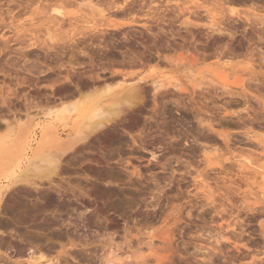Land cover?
I'll use <instances>...</instances> for the list:
<instances>
[{"label": "rangeland", "instance_id": "rangeland-1", "mask_svg": "<svg viewBox=\"0 0 264 264\" xmlns=\"http://www.w3.org/2000/svg\"><path fill=\"white\" fill-rule=\"evenodd\" d=\"M25 1L0 0V158L23 124L39 127L35 148L49 111L87 97L98 72L141 78L147 92L134 113L62 154L53 180L6 192L0 177V264L33 254L52 264H264V38L246 15L264 14V0H135L132 10ZM221 9L236 14L212 18ZM213 20L227 31L211 33ZM154 80L179 87L154 96ZM58 129L74 136L73 119Z\"/></svg>", "mask_w": 264, "mask_h": 264}, {"label": "bare ground", "instance_id": "bare-ground-1", "mask_svg": "<svg viewBox=\"0 0 264 264\" xmlns=\"http://www.w3.org/2000/svg\"><path fill=\"white\" fill-rule=\"evenodd\" d=\"M14 1V0H13ZM38 0H26L24 3L27 5H31L32 3L36 2ZM41 1V0H39ZM45 1V0H43ZM49 1H53V0H47ZM59 1L67 3L70 2V0L66 1V0H56V2ZM73 1V0H71ZM117 0H113L111 3L112 8H123L125 9L126 7H128L130 5L131 10L133 9V2L135 0H121V4L116 3ZM142 1V0H141ZM219 2L221 1V4H225L226 2L230 1V0H218ZM256 1V0H255ZM10 2V1H9ZM23 2V1H22ZM119 2V1H117ZM137 2V1H136ZM135 2V3H136ZM140 2V1H139ZM154 2V0H150V3H148L150 6H153L152 3ZM97 3V2H96ZM96 3L93 4V6H96ZM132 3V4H131ZM138 3V2H137ZM229 3V2H228ZM62 5H64L63 3H61ZM142 3H140L141 6ZM23 5V4H22ZM49 6V4H47ZM52 5V3L50 4ZM92 5V4H91ZM110 5V4H109ZM146 5V6H149ZM254 5V4H253ZM25 6V7H26ZM142 6H144L142 4ZM30 7V6H29ZM64 7V6H63ZM128 8V9H130ZM142 9V7H140ZM153 8V7H150ZM177 8V7H176ZM222 8V7H221ZM258 8V7H257ZM24 9V8H21ZM43 9V8H42ZM46 9V8H45ZM122 10V9H121ZM226 11V9H224ZM104 11V10H103ZM119 11V10H118ZM153 11V10H152ZM151 11V12H152ZM178 11V10H177ZM220 11V12H219ZM218 13L212 15V18H218L219 20H223L222 18H227L228 14L233 15L232 14V10L229 9V11H223V9L219 10ZM130 12V10H129ZM228 12V14H227ZM46 13V12H44ZM61 13V12H60ZM250 13V14H249ZM247 15V20H249L250 17H252L255 21L258 19L260 20L259 23H261L260 25H257V29L259 27L263 28H259L257 31L259 34V38L260 40L262 38H264V14L259 13V12H255V9L251 12H249ZM105 15V14H104ZM107 16V15H106ZM157 16V15H156ZM160 16V15H159ZM235 16V15H234ZM254 16V17H253ZM152 18L155 16H151ZM57 18H59V16H57ZM229 18V17H228ZM227 18V19H228ZM233 18V17H232ZM62 19V17H61ZM226 19V20H227ZM230 19V18H229ZM228 19V20H229ZM235 20V19H233ZM252 19L250 18V21ZM252 20V22L254 21ZM257 20V21H258ZM214 21V20H213ZM218 20H216L215 23H217ZM225 21V20H224ZM223 21V22H224ZM256 21V22H257ZM57 22V21H56ZM251 22V23H252ZM213 23V25L211 24L210 29H211V33L212 32H225L227 31V29L224 28L225 25H223V27L221 26L222 24H226L225 22L222 23V21H218V26L217 24ZM249 23V22H248ZM247 23V24H248ZM255 23V22H254ZM230 24V23H229ZM215 25L217 27H215ZM207 26V25H206ZM253 26V25H252ZM255 26V25H254ZM253 26V28H254ZM104 30L102 29H91V31H89L88 35L91 37H99V33H101V35L103 36L104 34L102 33ZM150 31V30H149ZM82 36H86V33L84 32H80L79 33ZM135 34V33H134ZM228 34L232 35L230 31H228ZM53 35V34H52ZM96 35V36H95ZM100 35V37L102 38V36ZM125 35V32H124ZM54 36V35H53ZM233 36V35H232ZM257 36V39H259ZM55 37V36H54ZM64 37V36H63ZM93 37V38H94ZM106 37V36H105ZM62 36H60V38L58 37V40L61 39ZM97 38V37H96ZM101 38H99L101 40ZM109 38V37H108ZM98 39V38H97ZM98 39V40H99ZM122 39V38H121ZM125 39V38H123ZM122 39V40H123ZM127 39V37H126ZM129 39V38H128ZM127 39V40H128ZM62 40V39H61ZM66 40V39H65ZM86 40V39H85ZM94 40V39H93ZM112 39H110L111 41ZM263 40V39H262ZM71 41V40H70ZM77 41V39L75 40ZM102 41V40H101ZM99 43V45H101V42ZM109 41V42H110ZM58 42V41H57ZM64 42V41H63ZM72 42V41H71ZM88 42V41H85ZM73 43V42H72ZM68 44V43H67ZM107 44V42H106ZM105 44V45H106ZM31 45V44H30ZM51 45V44H50ZM53 45V44H52ZM51 45V47H52ZM70 45V44H69ZM98 45V43H97ZM29 46V45H28ZM48 46V45H47ZM45 46V47H47ZM58 46V45H57ZM95 46V45H94ZM104 46V44H103ZM102 46V47H103ZM79 47V46H77ZM86 47V46H85ZM107 47V46H106ZM55 48V47H54ZM73 48V46H72ZM119 48V47H118ZM47 49V48H46ZM45 49V50H46ZM59 49H61L59 47ZM71 49V48H70ZM74 49V48H73ZM54 50V49H53ZM52 50V51H53ZM57 51V49H56ZM55 51V53H56ZM86 52V51H85ZM88 52V50H87ZM50 53V52H49ZM62 53V52H60ZM79 53V52H78ZM120 53V52H119ZM54 54V52H53ZM88 54V53H87ZM94 53H92L93 55ZM52 55V54H51ZM73 55V54H72ZM90 55V54H89ZM62 56V55H60ZM74 56V55H73ZM88 56V55H87ZM127 56V55H126ZM56 57V56H55ZM90 57V56H89ZM93 57V56H92ZM117 57V56H116ZM113 59V58H112ZM122 59V58H121ZM120 60V59H119ZM124 60V59H123ZM91 61V60H90ZM108 60L104 61L107 62ZM114 61V60H113ZM125 61V60H124ZM123 61V62H124ZM130 61V60H129ZM120 62V61H119ZM91 63V62H90ZM129 63V62H128ZM107 66V65H106ZM105 66V67H106ZM93 67V66H92ZM104 68V67H103ZM113 68V67H112ZM98 69V68H97ZM101 69V68H100ZM108 69V68H107ZM114 69V68H113ZM106 70V68H105ZM115 70V69H114ZM112 70V74L108 77H102L100 78V74L99 72L97 74H95L94 76L91 77L92 80V84L91 87L88 88V92H87V97H85L82 100H76V101H72V103L68 104V105H64L62 103V105H59L57 107V109L51 110L49 111V114L51 116V119H53L49 124H46L41 128L40 130V135H39V140H37V145L35 148H31L32 144H33V140L35 138V134L37 133L36 130L39 127H34L33 124L31 125V123L28 125L23 124L21 125V128L19 129L15 139L13 140V142L10 144L9 147H7V150H5V153L1 155L0 158V177L2 175H5L4 177L6 179L11 180L10 184H6V192L11 190L12 187L21 184V183H25V184H30V185H34L36 182H33V179H49V180H53V175L55 173H57L58 169H60V162H61V156H63L62 154H64L67 151H71L73 149H75L78 145H80L81 143L87 142L91 137L103 132L105 129L109 128L110 126H115L116 123H118L122 117L124 115H126V113H129L132 111V113H134V110H137L138 108L141 107V105L144 104V100L146 99V88L145 86L142 85V81L143 79L138 78V79H127L125 78V75L123 74L121 77L116 73L118 71H114ZM92 72V71H91ZM94 72V70H93ZM92 72V73H93ZM121 72V71H120ZM91 73V75H92ZM103 73V72H102ZM224 73V72H223ZM90 74V73H89ZM218 74V73H217ZM80 75V74H79ZM90 75V76H91ZM97 75V76H96ZM219 75V74H218ZM223 75L222 73L220 74V76ZM84 76V75H83ZM87 76H89L87 74ZM89 76V77H90ZM224 76V77H223ZM223 76H221L223 78V81L227 83H229L228 81V76L229 74H224ZM81 77V76H80ZM130 78V77H129ZM77 82V81H76ZM79 82V81H78ZM75 83V82H74ZM77 84V83H76ZM88 84H85L84 86H87ZM146 85V84H145ZM168 85H172L173 87L177 88L179 87V84L177 81L174 82H170L169 84L164 83L162 80H154L152 81V90L154 91V96L156 95V93H160L161 91L164 90V88H166ZM75 88V87H74ZM81 86H79V83L76 85V91H78L80 93L81 91ZM73 90V89H72ZM65 93V92H64ZM74 95V94H73ZM77 95V94H76ZM74 95V96H76ZM59 96V95H58ZM68 96V95H66ZM71 96V95H70ZM64 98V97H63ZM62 100V99H61ZM73 119V125H74V136H71L68 139L64 140L62 139L61 135L58 132V125L60 124H67V122ZM199 123H203V121L201 119H199ZM264 125V124H263ZM203 127L208 128V131L211 132H215L217 134V136H219L224 144L225 147H227V150H231V145L233 144V140L229 137V135H222L221 133L217 132L211 124H205ZM115 128V127H114ZM118 128V127H117ZM116 129V128H115ZM121 130V129H120ZM261 133L257 132L259 137H262V139L264 138V129L260 130ZM123 133V132H122ZM208 133V132H207ZM168 135V134H167ZM202 135V132H201ZM207 135V134H206ZM181 136V135H180ZM192 136V135H190ZM199 136V135H198ZM194 135L193 136V142H197L199 140V137ZM211 136V135H210ZM251 136V135H250ZM37 138V137H36ZM175 138V137H174ZM210 138V137H209ZM137 139V137H136ZM135 139V140H136ZM164 139V138H163ZM261 139V138H260ZM187 140V139H186ZM259 140V139H258ZM264 140V139H263ZM188 141V140H187ZM186 141V143H187ZM249 141V140H248ZM262 141V140H261ZM35 142V143H36ZM216 142V141H215ZM88 143V142H87ZM134 143V142H132ZM248 143V142H247ZM258 143V142H257ZM143 144V142H142ZM249 144V143H248ZM264 144V143H263ZM234 145V144H233ZM232 145V146H233ZM253 145V144H252ZM259 145V144H257ZM3 147V145H1ZM0 146V148H1ZM141 146V145H140ZM196 146V145H195ZM260 146V145H259ZM60 148L62 149V152L59 154L57 152H53L54 150H52V148ZM143 147V146H142ZM141 147V148H142ZM234 147V146H233ZM239 147V146H238ZM262 147V145H261ZM241 148V147H240ZM205 149V148H204ZM217 149V148H215ZM228 150V151H229ZM260 150V149H259ZM204 151V150H203ZM244 151V150H243ZM204 156L206 158H209L206 150L204 151ZM58 153V154H56ZM156 152L152 151V156L153 159H157L156 158ZM66 154V153H65ZM64 154V155H65ZM176 157V156H175ZM167 160V158H166ZM244 160V159H243ZM168 161V160H167ZM166 162V161H165ZM247 161H245L246 163ZM158 164L162 165V168L165 169V163H163L162 161H159V159L157 160ZM242 163V162H241ZM240 163V164H241ZM243 164V163H242ZM241 164V165H242ZM192 165V164H191ZM240 165V166H241ZM247 166V163L246 165ZM243 167V166H242ZM251 167V166H250ZM253 167V166H252ZM261 167V166H259ZM173 168V167H172ZM247 168V167H246ZM136 170L134 171L136 174H139V170L137 168H135ZM223 171H227V167L222 166ZM172 170V169H171ZM245 170V169H244ZM174 170L171 171V173H174ZM242 171V170H241ZM244 172V171H243ZM258 172V171H257ZM263 172V171H262ZM230 173V172H229ZM261 173V172H260ZM263 174V173H262ZM155 180V179H154ZM170 180V179H169ZM1 182V181H0ZM7 182V181H6ZM156 184L158 181H154ZM159 183V182H158ZM155 184L156 187L158 186ZM3 185V184H2ZM24 185V184H23ZM37 185V184H36ZM39 185V184H38ZM160 188V186H159ZM162 189V188H161ZM160 189V190H161ZM159 191V190H158ZM154 193V192H153ZM211 193V191L209 192ZM3 194V192L0 190V196ZM6 194V193H5ZM155 196L156 193L154 194ZM208 199L210 198V196L207 194ZM158 200V199H157ZM151 202V201H150ZM214 202V201H212ZM211 202V203H212ZM156 204V203H155ZM1 210V209H0ZM1 212V211H0ZM221 235V234H220ZM223 237V235H221ZM73 245V244H72ZM75 245V244H74ZM82 245V244H81ZM84 245V244H83ZM67 255V254H65ZM78 255V254H77ZM92 255V254H91ZM61 256V255H60ZM79 256V255H78ZM86 256V255H85ZM83 257V256H82ZM2 257L0 256V259ZM77 258V257H76ZM91 258V257H89ZM94 258V257H93ZM56 259V258H55ZM66 259V258H65ZM53 260V259H52ZM77 260V259H76ZM75 260V261H76ZM28 261L30 264H44L43 262L52 264L54 262H57L58 259L56 261H50V259H45L44 255H30L28 258ZM80 261V260H78ZM83 261V260H82ZM69 262V260H68ZM77 263V261L75 262ZM61 264V263H59ZM79 264V263H78ZM81 264V263H80ZM85 264V263H83ZM104 264H119L116 261H112V260H107L104 262Z\"/></svg>", "mask_w": 264, "mask_h": 264}, {"label": "snow or ice", "instance_id": "snow-or-ice-1", "mask_svg": "<svg viewBox=\"0 0 264 264\" xmlns=\"http://www.w3.org/2000/svg\"><path fill=\"white\" fill-rule=\"evenodd\" d=\"M172 2L174 3V2H175V0H172ZM232 14H233V15H235V14H236V10H235V9H233V10H232Z\"/></svg>", "mask_w": 264, "mask_h": 264}]
</instances>
